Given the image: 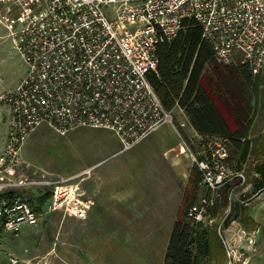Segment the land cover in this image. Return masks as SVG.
I'll return each instance as SVG.
<instances>
[{"label":"built area","instance_id":"built-area-1","mask_svg":"<svg viewBox=\"0 0 264 264\" xmlns=\"http://www.w3.org/2000/svg\"><path fill=\"white\" fill-rule=\"evenodd\" d=\"M185 19L197 21L220 64L244 65L254 74L264 69V0H0V20L27 67L18 84L0 93L2 231L18 236L22 226L39 225L57 210L82 219L88 214L83 180L94 167L71 175L18 172L21 148L41 123L61 133L111 129L121 150L166 123L174 126L173 110L162 104L150 75L157 72V46L172 41ZM186 147L205 190L186 216L200 223L220 189L244 176L230 171L224 146L200 155ZM27 190L51 194L39 203ZM218 227L228 264H240L251 237L239 225L231 233L222 222ZM0 264L27 263L6 253Z\"/></svg>","mask_w":264,"mask_h":264},{"label":"rangeland","instance_id":"rangeland-1","mask_svg":"<svg viewBox=\"0 0 264 264\" xmlns=\"http://www.w3.org/2000/svg\"><path fill=\"white\" fill-rule=\"evenodd\" d=\"M26 68L20 53L13 49L8 25L0 20V93L18 84ZM260 76L259 99L250 134L254 151L240 170L245 181H249L250 173H254L256 137L264 132V69ZM173 115L176 129L166 123L127 150H121L119 138L108 128L80 127L61 133L46 122L38 125L21 148L23 163L18 172L30 177L46 172L71 175L82 173L98 163L91 170L90 178L84 176L87 182L84 184L83 180V185L88 196L92 198L100 179L96 173H111L109 178L112 177L114 186L132 187L129 194L132 200L120 203L113 200L107 205H99L96 217L87 225L79 224L76 218H65L61 213H54L46 215L39 225L22 226L18 236L2 231L0 256L12 253L27 264H164L168 230L190 206L186 207L184 198L189 176L187 171L194 163L186 145L196 155L205 152L208 146L216 149L219 145L229 153L228 144L219 140L215 143L216 139L210 138L208 142H203L180 108H175ZM4 129L5 125H2V131ZM228 162L230 171L235 173L234 164ZM238 183L236 180V191L231 190L229 198L232 205L239 202L246 206L248 200H244L246 196L241 190L244 185ZM113 185L102 186L107 188ZM222 190L223 187L219 195ZM204 192L198 182L193 202L198 201ZM26 195L34 199L39 193L27 190ZM216 199L206 220L201 223L211 225L214 246L225 258L221 262L204 258L203 264H228L218 225L222 222L224 229L226 216L232 215V210L228 205L215 213ZM115 207L119 209L118 212L129 208L125 211L128 218L126 231L118 225L121 216ZM246 207L248 209L249 206ZM239 220L237 218L235 221ZM128 232L131 235L128 236ZM244 256H241L240 264H245Z\"/></svg>","mask_w":264,"mask_h":264},{"label":"trees","instance_id":"trees-1","mask_svg":"<svg viewBox=\"0 0 264 264\" xmlns=\"http://www.w3.org/2000/svg\"><path fill=\"white\" fill-rule=\"evenodd\" d=\"M156 54L157 72L150 75V81L164 107L180 108L203 142L214 138L215 143L219 140L228 144V160L239 172L254 151L250 134L259 99L260 73L254 74L244 65L217 62L194 19H185L177 36L160 43ZM255 143L257 158L253 172L258 177L253 179L256 183L253 192L264 188V132L256 137ZM200 179L201 172L194 164L186 184V207L196 198ZM233 182L234 179L224 185L214 205L215 213L231 206L232 215L226 216V224L230 219L240 218L243 222L248 218L247 207L239 202L232 205L229 198V192L234 190ZM50 194L51 191H46L39 203ZM213 238L211 225L196 223L185 213L173 223L164 264H203L202 260L208 257L223 261L225 257L217 251Z\"/></svg>","mask_w":264,"mask_h":264},{"label":"crops","instance_id":"crops-1","mask_svg":"<svg viewBox=\"0 0 264 264\" xmlns=\"http://www.w3.org/2000/svg\"><path fill=\"white\" fill-rule=\"evenodd\" d=\"M2 141H3V137L0 136V146ZM97 164L91 165V167L95 168ZM191 168H189V170L187 171L189 175ZM96 174H97L96 176L100 179H98V184L95 186L93 190L92 198L88 196L87 191L84 196V199L88 202L89 205L87 216L82 219L72 215H64L65 218L73 217L77 219L79 224L87 225L88 223H90V220L95 216L96 210L99 205H103V203L107 205L108 202H112L113 200L116 203L128 202L132 200V197L129 196V194L132 193V189H131L132 187H125V186L117 187V185L114 186L113 185L114 183L111 179L112 177L109 178V175H111V173H96ZM91 176L92 175L88 177L90 178ZM249 176H250V180L249 181L246 180L247 182L245 181V176L244 178H240V177L233 178L234 179L233 183H235V181L238 180L239 181L238 185L239 184L244 185L241 190L243 192L242 194L246 196L244 200L245 201L248 200V202L246 201L245 204L246 206H249L246 214L248 218L245 219V221L243 222L241 220L237 222L239 223L238 225L242 227L252 239L251 244H248V242L245 241L242 247L245 253L244 256L245 264H264V188L257 190L256 192H253L256 185L253 179L254 177H258V174L250 173ZM187 178H189V176ZM86 180H84V184L85 182H87ZM232 180L230 182H232ZM104 184H112L113 186L105 188L102 186ZM236 187L237 184L234 185V192L236 191L235 190ZM41 197H42L41 195H38V197L34 198L33 201L36 200L39 202ZM126 209L128 210L129 208ZM126 209H123L121 210V212H118L119 209L116 208L117 214L121 216L119 217L120 223L118 222V225L119 227H121V230L125 228V231H126V221H127L126 219H128L127 215L125 216ZM54 213H61L63 215V213L59 210L53 211L48 215H53ZM235 220L236 219H233L227 223V225L225 226L227 232L231 233V230L236 229L238 225H236L237 222ZM172 226L168 230L165 250L167 248ZM127 235L128 236L131 235V232H128Z\"/></svg>","mask_w":264,"mask_h":264}]
</instances>
